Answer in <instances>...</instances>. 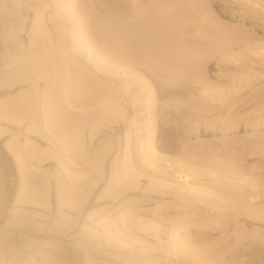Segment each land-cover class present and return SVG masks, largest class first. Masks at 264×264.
<instances>
[{"label": "rangeland", "instance_id": "rangeland-1", "mask_svg": "<svg viewBox=\"0 0 264 264\" xmlns=\"http://www.w3.org/2000/svg\"><path fill=\"white\" fill-rule=\"evenodd\" d=\"M0 264H264V0H0Z\"/></svg>", "mask_w": 264, "mask_h": 264}, {"label": "bare ground", "instance_id": "bare-ground-1", "mask_svg": "<svg viewBox=\"0 0 264 264\" xmlns=\"http://www.w3.org/2000/svg\"><path fill=\"white\" fill-rule=\"evenodd\" d=\"M146 3V2H145ZM143 5V4H142ZM145 10V9H144ZM18 102V101H17ZM17 102H15V103H17ZM46 103V102H45ZM14 104V103H13ZM47 106V105H46ZM49 115V114H48ZM145 160H147V159H145ZM186 179V178H185ZM193 188V187H192Z\"/></svg>", "mask_w": 264, "mask_h": 264}]
</instances>
